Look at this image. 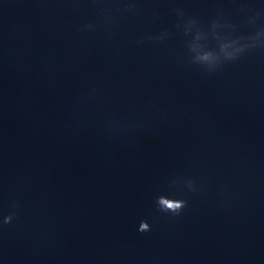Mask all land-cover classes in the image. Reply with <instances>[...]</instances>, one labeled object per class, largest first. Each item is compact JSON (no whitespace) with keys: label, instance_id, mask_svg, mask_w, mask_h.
<instances>
[{"label":"clouds","instance_id":"1","mask_svg":"<svg viewBox=\"0 0 264 264\" xmlns=\"http://www.w3.org/2000/svg\"><path fill=\"white\" fill-rule=\"evenodd\" d=\"M88 2L97 8L98 22L84 23L81 31L85 32H95L101 26L106 29H114L118 26L117 18L121 13H134L140 7V0H88ZM180 15H182V12ZM260 15V12H254V14L247 17L245 23L255 26ZM177 27L179 28L180 25L178 24ZM193 28H195V35L187 43L190 53L189 63L199 66L205 75L212 76L217 74L226 65L238 62L254 50L264 52V27L256 28L247 34L237 35L236 24L220 23L219 20L214 21L211 25L212 40L215 41L214 45L206 42L208 41L207 33L198 27L194 20H189L184 25L185 35L189 34ZM221 29H226L227 31L221 33L218 31ZM170 35L171 33L163 31L156 35L140 37L137 42L140 44L148 41L163 43ZM100 91L99 88L88 90L85 94L86 99H98ZM136 127H138L136 123L119 120H109L106 124V129L113 132ZM185 188L189 192H198L200 190L196 182L191 178H175L169 182V189L172 190L170 193L157 194L154 197L155 212L171 217L182 215L188 206V201L182 197ZM8 209L9 211L6 214L0 215V230L19 219L21 204L18 200L13 199L9 202ZM151 230L152 225L147 218L139 221L137 227L139 233H148Z\"/></svg>","mask_w":264,"mask_h":264}]
</instances>
